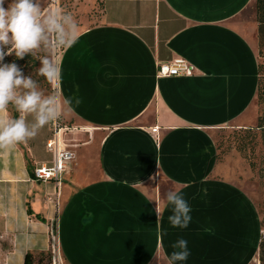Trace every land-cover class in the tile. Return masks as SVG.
I'll use <instances>...</instances> for the list:
<instances>
[{
    "label": "crops",
    "instance_id": "obj_1",
    "mask_svg": "<svg viewBox=\"0 0 264 264\" xmlns=\"http://www.w3.org/2000/svg\"><path fill=\"white\" fill-rule=\"evenodd\" d=\"M99 1L93 21L76 22V43L56 51L58 121L80 127L69 128L71 140L62 134L74 160L61 185L29 174L27 162L51 163L46 147L47 157L0 149V238L9 244L0 264L50 249L65 264H168L179 238L190 255L176 264H249L259 217L218 177L213 133L242 121L256 96L257 58L233 24L254 0ZM179 58L191 77H155L157 64ZM169 191L191 207L187 228L168 220Z\"/></svg>",
    "mask_w": 264,
    "mask_h": 264
},
{
    "label": "clouds",
    "instance_id": "obj_2",
    "mask_svg": "<svg viewBox=\"0 0 264 264\" xmlns=\"http://www.w3.org/2000/svg\"><path fill=\"white\" fill-rule=\"evenodd\" d=\"M42 10L41 0H11L7 8L5 0H0V149H8L19 143H26L37 135L39 129L56 121L61 115V101L58 96H45L38 90V81L25 76L15 63H3L5 56L13 53L17 59L26 54L33 57L38 52L48 53L39 57L41 67L38 75L49 83L60 79L61 70L51 54L71 48L78 39V25L71 13L58 6ZM67 98L63 103L71 104ZM80 100H76L78 105ZM9 105H12L18 118H6ZM31 116L29 122L27 117ZM167 202L172 205L168 217L173 227L187 228L191 222V207L178 191L166 194ZM159 217V208L156 211ZM112 229H109L111 232ZM173 251L168 264L185 261L190 255L187 241L179 238L172 244Z\"/></svg>",
    "mask_w": 264,
    "mask_h": 264
},
{
    "label": "rangeland",
    "instance_id": "obj_3",
    "mask_svg": "<svg viewBox=\"0 0 264 264\" xmlns=\"http://www.w3.org/2000/svg\"><path fill=\"white\" fill-rule=\"evenodd\" d=\"M10 2L11 0H5L6 8ZM59 4V7L65 12L71 13L74 20L78 23L86 17H89V21H93L95 16L98 15L101 5L99 0H59ZM254 4L255 0L233 21V24L239 32L248 38L258 64L264 65V57L260 56V47L258 45ZM41 7H43L42 10L53 7L51 0H41ZM78 28L82 29L84 27L78 25ZM47 54L41 51L36 53L35 57L31 54H26L23 59H17L13 53L10 56H5L7 58L3 63L15 61L25 76H31L38 81V90L42 91L45 96L53 95L54 83H49L45 77L38 75V69L41 67L39 57ZM51 56L56 59V52L52 53ZM260 77H264V72L260 74ZM10 108L8 111L11 116L12 109H15L12 105ZM27 119L29 122L32 121L31 116H28ZM59 124L67 125L72 132L80 130V127L74 121ZM263 124L264 99L257 93L242 121L220 128L213 133L218 177L233 182L247 194L261 221L262 233H264V126L261 127ZM52 135L53 132L49 123L39 129L34 138L29 139L26 143L17 145L22 147L24 145L25 148L31 149L32 152H38V155L47 157L44 147L46 140L51 138ZM65 138L71 140L72 134L67 131ZM8 245V241L5 238H0V263L8 249ZM35 254L37 258L38 253ZM46 263L47 260L44 261V264ZM56 264H65V262L63 259H59ZM152 264L166 263L163 259L157 258ZM249 264H259L258 254Z\"/></svg>",
    "mask_w": 264,
    "mask_h": 264
},
{
    "label": "built area",
    "instance_id": "obj_4",
    "mask_svg": "<svg viewBox=\"0 0 264 264\" xmlns=\"http://www.w3.org/2000/svg\"><path fill=\"white\" fill-rule=\"evenodd\" d=\"M52 6L56 7V0H51ZM59 6V4H58ZM59 51V50H58ZM193 75L192 66L184 59H176L171 64L159 63L156 65L155 77H191ZM53 132L51 138L46 141V150L52 155V161L49 165H35L33 169V180L42 182H53L59 187L63 181V176L67 172L68 164L74 160V153L63 148L64 140L62 134L69 131V128L61 126L58 119L50 122ZM53 264L58 261V255H55Z\"/></svg>",
    "mask_w": 264,
    "mask_h": 264
},
{
    "label": "trees",
    "instance_id": "obj_5",
    "mask_svg": "<svg viewBox=\"0 0 264 264\" xmlns=\"http://www.w3.org/2000/svg\"><path fill=\"white\" fill-rule=\"evenodd\" d=\"M254 11L257 22L258 45L260 47V53H261L260 56L264 57V0H255ZM6 58L7 57H5L4 61L6 60ZM262 72H264V65L258 64V83H257L256 94L258 93L259 96L264 99V77H260V74ZM10 107L11 105H9L8 109H11ZM18 117H19L18 113L12 109L11 119ZM263 126L264 124L261 125V127ZM27 168L29 170V174L33 176V170L31 169V165L29 162H27ZM27 213L28 215H32L30 208L27 209ZM36 218H38V216H36ZM39 220L42 223L45 222V219L43 218H39ZM259 225H260V238L257 246V254H258L259 264H264V233L261 232L262 225L260 219H259ZM51 229H52L51 237L53 238V236L56 235V223L52 224ZM37 256L38 257L36 258V254L30 252L26 253L24 255L23 264H44L45 260H47L46 264H53L54 254L51 249L50 251L39 252Z\"/></svg>",
    "mask_w": 264,
    "mask_h": 264
}]
</instances>
